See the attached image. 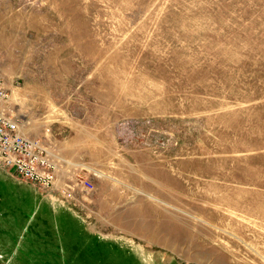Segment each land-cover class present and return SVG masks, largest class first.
I'll use <instances>...</instances> for the list:
<instances>
[{
	"label": "rangeland",
	"instance_id": "obj_1",
	"mask_svg": "<svg viewBox=\"0 0 264 264\" xmlns=\"http://www.w3.org/2000/svg\"><path fill=\"white\" fill-rule=\"evenodd\" d=\"M0 79L77 220L0 264H264V0H0Z\"/></svg>",
	"mask_w": 264,
	"mask_h": 264
},
{
	"label": "built area",
	"instance_id": "obj_2",
	"mask_svg": "<svg viewBox=\"0 0 264 264\" xmlns=\"http://www.w3.org/2000/svg\"><path fill=\"white\" fill-rule=\"evenodd\" d=\"M9 94L0 79V167L12 170L13 173L32 181L43 189H56L64 198L71 186L57 177L61 160L50 158L47 149L40 138H31L24 133L20 121L9 111ZM78 188H91L92 184L79 179L74 185ZM60 205L63 200L54 198Z\"/></svg>",
	"mask_w": 264,
	"mask_h": 264
},
{
	"label": "crops",
	"instance_id": "obj_3",
	"mask_svg": "<svg viewBox=\"0 0 264 264\" xmlns=\"http://www.w3.org/2000/svg\"><path fill=\"white\" fill-rule=\"evenodd\" d=\"M1 187L8 188L9 194L10 191H14L15 188H22L27 192V195L25 194L26 197L24 199V204L27 206V210L23 211L24 213L18 212L16 215L12 214V216L8 215L7 213V200L10 199V196H0V227H2L4 230L0 233V235L4 236L7 233V235L14 237L12 240V242H14V253L30 251L32 244L31 238L29 236L33 234L29 225L35 224L38 217L39 219H44V221L50 220L51 222L52 220L54 227L61 226V223L66 220V217L68 222H70L69 218L71 217L72 222L75 224L77 223V220L73 217V215L71 216V213H68L67 209L64 207L62 208V206L54 200V196L49 198L50 201L48 199H44V197H42L32 185H21L19 181L10 179V177H6L4 173H0V190H2ZM14 195V193L11 195L13 199ZM53 204L58 205L59 207H53ZM56 234L59 236L58 241L61 242L60 232L58 231Z\"/></svg>",
	"mask_w": 264,
	"mask_h": 264
}]
</instances>
